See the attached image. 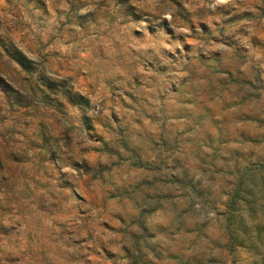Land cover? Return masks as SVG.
Returning <instances> with one entry per match:
<instances>
[{"label": "rangeland", "instance_id": "1", "mask_svg": "<svg viewBox=\"0 0 264 264\" xmlns=\"http://www.w3.org/2000/svg\"><path fill=\"white\" fill-rule=\"evenodd\" d=\"M0 264H264V0H0Z\"/></svg>", "mask_w": 264, "mask_h": 264}, {"label": "trees", "instance_id": "2", "mask_svg": "<svg viewBox=\"0 0 264 264\" xmlns=\"http://www.w3.org/2000/svg\"><path fill=\"white\" fill-rule=\"evenodd\" d=\"M11 58L17 62L23 69H25L26 71H29L28 68V64L29 63L27 61V59L25 58V56L22 54V52L20 51H15L13 53H10ZM32 73L35 74V71H32ZM51 89V87H50ZM53 92H55L56 94L60 95V96H66L71 102L78 104L79 106L82 105H86V101L83 99L82 96L77 95L76 93L70 92V91H64L63 88H53ZM56 101V99H55Z\"/></svg>", "mask_w": 264, "mask_h": 264}]
</instances>
